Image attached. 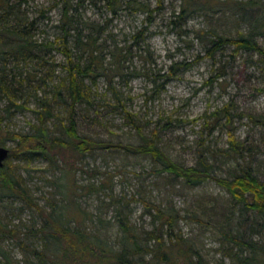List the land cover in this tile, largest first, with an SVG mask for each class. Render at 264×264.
<instances>
[{
	"label": "rangeland",
	"instance_id": "374dc122",
	"mask_svg": "<svg viewBox=\"0 0 264 264\" xmlns=\"http://www.w3.org/2000/svg\"><path fill=\"white\" fill-rule=\"evenodd\" d=\"M68 1L70 20L75 21H65L70 23L66 25L61 18L64 0H26L24 6L38 21L40 42H57L64 35L63 25L96 38L104 69L93 85V106L78 108L81 136L140 146L155 134L158 146L177 163L192 166L202 153L215 164V174L225 178L234 166L225 157L230 126L225 119L216 124L211 113L227 105L231 127L247 150L245 157L264 181V59L235 47L214 57L207 52L212 32L227 37L248 33L252 6L244 4H264V0H216L221 7L194 13L187 22L177 18L182 0H122L116 5L117 15L106 0ZM260 44L264 47V38ZM53 47L42 56L56 65L54 80L41 88L30 85L18 102L23 107L12 108L9 114L4 112L5 101H0V146L12 149L16 147L12 134L35 131L40 123L37 110H43L38 99L51 101L55 108V117L46 121L51 134H63L69 108L55 102L52 87L65 77L66 61L60 41ZM174 63L179 65L171 72ZM118 96L135 116L136 128L119 106ZM68 154L59 161L42 155L5 161L17 190L6 193L0 183V228L13 232H0V264H38L32 250L40 251L44 245L36 234L44 220L21 190L43 211L62 210L74 217L67 222L70 227L116 247L122 236L121 220L137 232L158 225L155 213L142 201L174 207L182 216L179 232L197 242L210 261L232 263L223 257L226 239L218 230L191 218L203 203L211 211L207 220L218 221L230 197L215 181L189 188L162 172L152 156L131 155L123 149L96 150L69 163Z\"/></svg>",
	"mask_w": 264,
	"mask_h": 264
},
{
	"label": "trees",
	"instance_id": "16d2710c",
	"mask_svg": "<svg viewBox=\"0 0 264 264\" xmlns=\"http://www.w3.org/2000/svg\"><path fill=\"white\" fill-rule=\"evenodd\" d=\"M64 1L66 2L61 18L66 25L70 23L65 21L75 20H70L67 8L69 1ZM121 1H105L113 15L118 14L116 5L119 6ZM24 2L26 0H0V101H5L4 112L9 114L12 108L23 107L18 102L23 99L33 83L41 88L54 80L56 65L45 60L42 54L52 51L54 44L60 41L66 61V75L52 87V92L55 102L68 105L69 114L67 124H61L63 134L52 135L46 121L49 117H55V108L52 107L51 101L38 99L39 108H43L42 111L37 110L40 123L32 133L11 135L16 147L10 149L9 157L42 155L59 161L65 160L69 153V160L66 159L69 163L78 162L84 155L96 150L123 149L131 155L152 156L161 166L162 172L189 188L196 189L209 181H215L230 197L228 203L223 204V213L218 221L207 220L211 211L204 208L203 203L192 212L191 218L202 225L213 226L226 239L222 240L223 257L230 259L231 264H264V181L259 178L254 165L246 159L247 150L238 141L235 130L231 127L233 122L229 106L211 113L216 124L225 119L226 124L230 126L229 147L225 150V157L232 161L234 166L230 168V176L225 178L215 174V164L202 153L198 154L196 163L192 166L177 163L158 146L155 134L150 139L145 138L140 146L113 144L81 136L77 120L78 108L88 104L93 106V85L99 77V72L104 69L103 62L98 60L100 52L96 38L82 35L73 25L69 29H65L63 25L64 35L58 38L57 42H40L36 39L39 32L38 21L31 17ZM182 4L177 18L183 19L184 22L194 13L208 12L218 5L221 7L220 2L216 0H182ZM244 5L252 6L248 33L227 37L212 32L213 38L207 40L208 55L214 57L217 52L235 47L236 51L244 50L264 59V47L260 44V39L264 38V4L252 1ZM73 30L76 35L71 34ZM139 32L143 33L142 30ZM73 36L75 40L71 42L70 38ZM84 36L88 39L84 40ZM178 65L174 63L170 67L171 72H174ZM117 101L136 128L135 116L124 108L120 96ZM1 124L0 114V126ZM0 183L2 191L6 193L17 190V182L12 179L5 163L0 167ZM20 193L40 212L44 220L36 232L44 242L43 248L40 251L32 250L33 258L38 264H223L210 261L197 242L178 231L182 216L174 207L165 208L159 204L142 201L148 211L155 213L158 225L151 230H143L142 233L134 230L127 221L121 220L122 236L119 246L116 247L104 238L94 236L79 227H70L67 222L73 219V216L63 214L62 210L47 213L32 203L23 190ZM165 228L167 237L163 232ZM0 232L11 231L0 228ZM22 243L29 248L25 242ZM148 256L149 261L146 260Z\"/></svg>",
	"mask_w": 264,
	"mask_h": 264
},
{
	"label": "water",
	"instance_id": "95a60500",
	"mask_svg": "<svg viewBox=\"0 0 264 264\" xmlns=\"http://www.w3.org/2000/svg\"><path fill=\"white\" fill-rule=\"evenodd\" d=\"M10 149L0 146V167H2L5 161L9 158Z\"/></svg>",
	"mask_w": 264,
	"mask_h": 264
}]
</instances>
